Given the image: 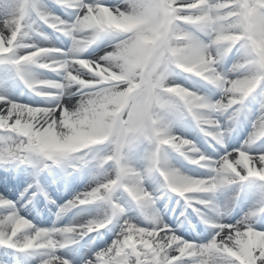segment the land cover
I'll use <instances>...</instances> for the list:
<instances>
[{"label": "snow or ice", "instance_id": "6c2138e0", "mask_svg": "<svg viewBox=\"0 0 264 264\" xmlns=\"http://www.w3.org/2000/svg\"><path fill=\"white\" fill-rule=\"evenodd\" d=\"M0 264H264V0H0Z\"/></svg>", "mask_w": 264, "mask_h": 264}]
</instances>
